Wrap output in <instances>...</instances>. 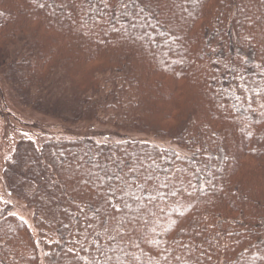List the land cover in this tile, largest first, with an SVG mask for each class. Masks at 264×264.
Listing matches in <instances>:
<instances>
[{
	"label": "trees",
	"instance_id": "obj_1",
	"mask_svg": "<svg viewBox=\"0 0 264 264\" xmlns=\"http://www.w3.org/2000/svg\"><path fill=\"white\" fill-rule=\"evenodd\" d=\"M0 70L117 132L17 144L0 264H264V0H0Z\"/></svg>",
	"mask_w": 264,
	"mask_h": 264
},
{
	"label": "rangeland",
	"instance_id": "obj_2",
	"mask_svg": "<svg viewBox=\"0 0 264 264\" xmlns=\"http://www.w3.org/2000/svg\"><path fill=\"white\" fill-rule=\"evenodd\" d=\"M4 70H0V211L11 206L12 212L22 218L37 231L33 221V212L26 204L9 192L4 170L13 157L17 144L21 140H31L37 146L50 139H72L92 137L97 141L114 139L117 133L110 126L97 122L68 124L50 118L32 108L24 107L15 98L13 89L7 81ZM142 138L140 135H130ZM169 145L167 142H160Z\"/></svg>",
	"mask_w": 264,
	"mask_h": 264
},
{
	"label": "snow or ice",
	"instance_id": "obj_3",
	"mask_svg": "<svg viewBox=\"0 0 264 264\" xmlns=\"http://www.w3.org/2000/svg\"><path fill=\"white\" fill-rule=\"evenodd\" d=\"M129 167H130V171H137L136 168H132L131 166H129ZM119 178L120 177H117V179H119ZM151 180H152V177L150 175L149 176H146L145 177V183L138 186V191H140V192L147 191L148 190L147 189V182L148 181H151ZM128 187L131 188V185H128ZM126 194L132 196L135 200H140L141 199V197L138 196L136 192H129V193H126ZM172 194L175 195V193H172ZM155 198L156 197H154V196H150L149 197V199H151V200H154ZM105 203L110 204V206L113 207V209H114L115 212H117V213L120 212V208L119 207H117L116 205H111V197H107L106 200H105ZM140 206L142 207L143 205H140ZM123 208H125V209H131V205H129L125 201L123 203Z\"/></svg>",
	"mask_w": 264,
	"mask_h": 264
}]
</instances>
